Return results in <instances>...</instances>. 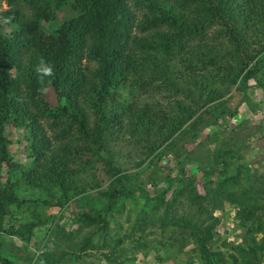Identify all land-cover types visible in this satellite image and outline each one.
I'll use <instances>...</instances> for the list:
<instances>
[{
	"label": "trees",
	"instance_id": "1",
	"mask_svg": "<svg viewBox=\"0 0 264 264\" xmlns=\"http://www.w3.org/2000/svg\"><path fill=\"white\" fill-rule=\"evenodd\" d=\"M2 1L7 6L0 7V235L28 240L37 225L32 220L16 228L5 225L12 204L20 209L24 202L60 207L73 196L90 199L88 191L97 189L96 199L112 208L134 198L136 191L142 196L145 190L133 185L130 166L159 159L161 148L185 133L195 137L204 115L216 123L232 87H264V0ZM68 1L77 15L46 33L41 23L52 20ZM40 57L55 71L45 78L43 94L34 72ZM8 125L24 129L29 162L21 164L23 169L8 151ZM118 141L131 145L140 159L130 166L118 164L113 155ZM224 145L215 155L216 167L199 169L202 192L191 174L172 196L184 194L201 213L223 201L235 204L242 225L249 222L251 233L264 231V188L240 183L243 163L234 161L242 158L240 148ZM99 158L109 176L104 188L91 172ZM17 169V181L2 180L3 171L9 176ZM18 180L27 188L60 194L20 199L14 187ZM233 184L240 189H228ZM165 191L145 195L144 201L160 207ZM77 218L84 228L74 243L78 251L93 247L97 233L107 244L103 213L81 211ZM186 220L199 257L206 264H228L210 249L212 233ZM2 250L0 240V261L6 264ZM248 250L252 259L240 264H256L264 252V235L259 242L252 236ZM70 255L78 253L61 250L58 258ZM111 262L121 264L115 258Z\"/></svg>",
	"mask_w": 264,
	"mask_h": 264
},
{
	"label": "rangeland",
	"instance_id": "2",
	"mask_svg": "<svg viewBox=\"0 0 264 264\" xmlns=\"http://www.w3.org/2000/svg\"><path fill=\"white\" fill-rule=\"evenodd\" d=\"M71 2L68 1L52 20L42 22V29L46 33L75 14L69 6ZM0 6L5 7V2H1ZM121 92L127 99H132L127 87H122ZM224 99L225 112L216 123L212 122L210 115H204L195 130V137H191V133H185L176 139L174 145L161 148L159 159L156 158L153 162L147 159L146 164L139 168L130 166L132 161L140 159L139 152H135L131 145H119L121 141L115 144V161L123 166H130L127 171L132 176L135 175L133 185L145 190L142 196L136 191L134 198L121 200L112 208H104L103 201L96 199L97 189L88 191L90 199L73 196L60 207L24 202L20 209L12 204L5 225L16 228L21 222L28 220L37 222V225L28 240L0 235L2 254L8 262L6 264H48L51 260L54 261L50 264H116L111 262L114 258L116 262L121 261V264H206L199 257L197 246L190 238L193 227L185 226L186 219H191L192 223L196 222L212 233L210 249L219 253L228 264H234L235 260L239 264L243 260L250 261L252 255L249 250L247 253L245 250L251 244V237L259 242L264 231L251 233L249 222L242 225L235 204L223 201L220 207L213 209L214 204L212 207L209 205L207 207L211 211L201 213L185 199L184 194L172 196L191 174L197 176L195 185L202 192L203 181L199 169L216 167L215 155L225 148L224 142L240 148L242 158H234L236 163H243L239 175L240 183L245 180L246 186L255 184L264 188V87H249L245 91L232 87ZM6 133L12 161L22 168V163L29 162L24 152V129L8 125ZM231 169L228 168V174ZM91 172L94 179L99 181L100 188H104L109 179L104 159H96ZM19 176L21 173L17 169V172L10 173L9 176L3 171L1 178L3 181L8 177L10 181H17ZM14 187L20 199L47 200L53 199L51 193L60 194L56 190L49 193L41 189L27 188L21 180ZM233 187L239 190L240 184L229 185L228 189ZM163 189L166 191L162 196V206L156 207L155 203L144 201L145 195L154 197L153 195ZM253 192L254 190L250 195ZM33 210L37 212V217ZM81 211H99L108 219L106 245L97 233L92 238L93 247L82 251L76 249L74 243L81 237L84 229L77 218ZM164 216L167 220H164ZM101 224L102 222L94 227ZM61 250L78 253V256L58 258ZM104 253L109 256V261L103 256ZM255 262L264 264V252L258 253ZM0 264L4 263L0 261Z\"/></svg>",
	"mask_w": 264,
	"mask_h": 264
},
{
	"label": "clouds",
	"instance_id": "3",
	"mask_svg": "<svg viewBox=\"0 0 264 264\" xmlns=\"http://www.w3.org/2000/svg\"><path fill=\"white\" fill-rule=\"evenodd\" d=\"M3 2V1H2ZM1 3V2H0ZM6 4V2H5ZM67 4V3H66ZM65 4V5H66ZM64 5V6H65ZM7 6V5H6ZM5 6V7H6ZM62 6L61 9L64 7ZM71 7V9L73 10V12L75 13L73 16H76L77 13L76 11L72 8V2L71 5H69ZM1 7V6H0ZM60 9V10H61ZM59 10V11H60ZM58 11V12H59ZM57 12V14H58ZM56 14V15H57ZM68 17V18H71ZM67 19V18H66ZM5 23H7V21H5ZM63 23V22H62ZM62 23H60L58 26H60ZM42 24V23H41ZM57 26V27H58ZM57 27H55L52 31L56 30ZM34 72L36 73V79H37V83L40 85V87L37 89V91L41 94L47 92V87H46V83H45V78L46 77H54L55 76V71H54V66L52 64H50L48 61H46L43 57L38 58V63L35 65L34 67Z\"/></svg>",
	"mask_w": 264,
	"mask_h": 264
}]
</instances>
